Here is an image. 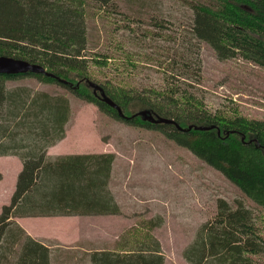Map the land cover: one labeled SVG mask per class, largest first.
Segmentation results:
<instances>
[{
  "label": "trees",
  "instance_id": "1",
  "mask_svg": "<svg viewBox=\"0 0 264 264\" xmlns=\"http://www.w3.org/2000/svg\"><path fill=\"white\" fill-rule=\"evenodd\" d=\"M113 1L0 0V57L38 65L55 78L0 75V157H16L22 163L10 202L0 212V264H50V250L26 236L15 219L119 214L108 189L114 156L73 155L47 161V150L65 137L69 103L64 96L7 89V83L21 79L55 85L118 122L159 132L264 211V122L248 120L236 111H209L188 90V75L193 80L198 76L193 67L198 61L186 60L183 68L178 66L182 73L178 71L162 88L137 90L106 78L97 81L94 69L107 68L110 58H85V8L90 3L102 8ZM190 7V33L197 43L207 45L219 61L238 58L264 69V0H197ZM179 78L184 83L179 84ZM90 84L98 85L127 118L148 111L174 121L182 130L212 129L181 132L139 117L120 119L93 95ZM259 255H264V240L252 212L240 202L231 207L223 200L217 201L213 219L200 226L183 252L187 264H255L253 258ZM89 262L164 264V258L152 241L125 254L94 253Z\"/></svg>",
  "mask_w": 264,
  "mask_h": 264
},
{
  "label": "rangeland",
  "instance_id": "2",
  "mask_svg": "<svg viewBox=\"0 0 264 264\" xmlns=\"http://www.w3.org/2000/svg\"><path fill=\"white\" fill-rule=\"evenodd\" d=\"M195 2L114 0L102 8L88 4L84 56L110 58L107 68L94 69L97 81L106 78L137 90L162 88L180 72L179 67L183 68L186 60H195L199 63L193 64L198 76L193 80L188 75V90L209 111H236L248 120L264 122V69L238 58L219 61L207 45L197 43L190 33V6ZM178 83H184V79L179 78ZM6 87L67 99L65 137L47 150V161L73 155L114 156L108 189L118 208L116 221L120 223L113 226V235H117L114 245L107 242L103 252L115 253L122 246L127 251L140 243L155 241L164 264H187L183 252L200 226L213 219L218 200L231 207L240 202L249 209L264 240V211L223 176L159 132L127 126L69 92L32 78L7 83ZM21 168L18 158L0 157V212L10 202ZM22 223L34 236L44 235L50 246L54 233L66 232L64 222L56 217L24 219ZM125 237L134 240L126 244L121 240ZM58 241V248L50 253V263L68 264V242ZM253 260L255 264H264V255Z\"/></svg>",
  "mask_w": 264,
  "mask_h": 264
},
{
  "label": "crops",
  "instance_id": "3",
  "mask_svg": "<svg viewBox=\"0 0 264 264\" xmlns=\"http://www.w3.org/2000/svg\"><path fill=\"white\" fill-rule=\"evenodd\" d=\"M56 218L64 222L66 227V232L64 231V233L61 234L54 233L53 235H54L55 243L51 242V246L46 242L47 240L43 237L44 235L36 237L32 234V231L29 228L23 225L22 221L24 219H34V218H20V219H15L14 222L30 239L49 248L50 253H52L53 249L58 248L59 245L58 239L68 242V247H69L68 249L69 251H71V255L68 259L69 261L68 264H90L89 262L90 255L94 253H100L106 251L107 242L110 243V246H113L115 239H117V235H113V226H116V223L118 224L120 223L116 221L118 220L119 217L70 216V217H63V218L56 217ZM121 240L126 244L127 243L131 244L134 239L132 237L129 238L125 237L124 239ZM150 243H152V241L149 242V244ZM129 246L130 245H127V247ZM124 250L126 249L122 246L121 250L118 252L124 254L127 253V251ZM55 260L58 262V258H56Z\"/></svg>",
  "mask_w": 264,
  "mask_h": 264
},
{
  "label": "water",
  "instance_id": "4",
  "mask_svg": "<svg viewBox=\"0 0 264 264\" xmlns=\"http://www.w3.org/2000/svg\"><path fill=\"white\" fill-rule=\"evenodd\" d=\"M42 75L45 77H49L52 79H55L52 75L48 74L45 69L38 65H31L27 62L24 61H19L15 60L13 58L9 57H0V75L1 76H18V75ZM59 82H62L58 79ZM65 83V82H62ZM90 87L93 89V95L96 96V93H99L98 99L103 102L105 105L110 107L111 109L115 110L118 117L120 119H132V118H137L139 117L143 122L148 123L150 125H172L174 126L178 131L181 132H186L190 130H195V131H208L211 130L209 128H202V127H189L187 130H182L176 123L172 120L168 119H163L160 118L156 115H152L148 111H141L135 114L134 116L127 118L125 117L121 110L111 101L109 100L103 93L102 89L95 85V84H90Z\"/></svg>",
  "mask_w": 264,
  "mask_h": 264
}]
</instances>
